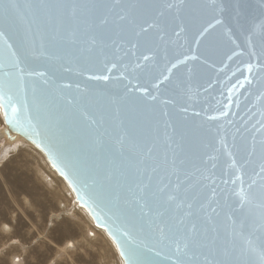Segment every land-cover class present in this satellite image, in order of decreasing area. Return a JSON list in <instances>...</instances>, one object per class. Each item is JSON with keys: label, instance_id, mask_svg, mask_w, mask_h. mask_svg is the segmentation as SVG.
Wrapping results in <instances>:
<instances>
[{"label": "snow or ice", "instance_id": "6c2138e0", "mask_svg": "<svg viewBox=\"0 0 264 264\" xmlns=\"http://www.w3.org/2000/svg\"><path fill=\"white\" fill-rule=\"evenodd\" d=\"M244 54L217 114L197 108ZM0 108L126 264H264V0H0Z\"/></svg>", "mask_w": 264, "mask_h": 264}, {"label": "rangeland", "instance_id": "374dc122", "mask_svg": "<svg viewBox=\"0 0 264 264\" xmlns=\"http://www.w3.org/2000/svg\"><path fill=\"white\" fill-rule=\"evenodd\" d=\"M5 128L0 115V264H121L43 155Z\"/></svg>", "mask_w": 264, "mask_h": 264}, {"label": "water", "instance_id": "95a60500", "mask_svg": "<svg viewBox=\"0 0 264 264\" xmlns=\"http://www.w3.org/2000/svg\"><path fill=\"white\" fill-rule=\"evenodd\" d=\"M237 51L240 50L237 49ZM248 62L249 57L247 54H244L238 57H234L231 62H228L225 59V64H227L228 66L223 70H219L222 66L218 64V71L213 72L211 74V78L213 80L218 78L220 80V83L216 84V86L210 89L208 93H204L199 97L200 102L197 104V108H207L211 114H217V110L221 108L224 102H226V88L229 87L230 84L236 83L237 80L242 79L241 73H243L244 75H248ZM253 63H255V61H253ZM256 71L257 69L254 68L253 75H255ZM243 91V89L237 90L238 93ZM0 115L6 126L5 134L3 135L7 136V138L10 140H13L17 136H20L43 155L49 166L53 169L57 176L63 180L65 185L70 190L73 196L74 203H76L80 208L87 212L93 225L96 228L105 231L107 237L115 245L122 264H126V257L122 255L117 241L114 239L112 233L108 229V225L111 224V221L107 218L106 212L102 208V206H98L96 203L89 200L87 195L84 194L83 191L78 193L74 189L72 181L63 174V171L66 170L63 169V166L58 160H55L49 154L48 150L43 146L44 142L42 141V138L35 134L36 130L30 127L28 121L23 115H13L10 110L9 114L5 115L4 108H0ZM81 196H83V199H81Z\"/></svg>", "mask_w": 264, "mask_h": 264}, {"label": "bare ground", "instance_id": "6f19581e", "mask_svg": "<svg viewBox=\"0 0 264 264\" xmlns=\"http://www.w3.org/2000/svg\"><path fill=\"white\" fill-rule=\"evenodd\" d=\"M6 127V126H5ZM4 132H5V130H4ZM5 138V137H4ZM26 141V140H25ZM30 144V143H29ZM31 145V144H30ZM35 148V147H34ZM36 149V148H35ZM37 150V149H36ZM38 151V150H37ZM48 163V162H47ZM49 165V164H48ZM46 177V176H45ZM85 211V210H84ZM86 212V211H85ZM87 213V212H86ZM72 214V213H71ZM88 215V214H87ZM89 216V215H88ZM51 221V220H50ZM113 243V242H112ZM115 246V245H114ZM115 249H116V247H115ZM117 251V250H116ZM117 254H118V252H117ZM119 256V255H118ZM120 258V257H119ZM120 261H121V259H120ZM121 264H122V262H121Z\"/></svg>", "mask_w": 264, "mask_h": 264}]
</instances>
